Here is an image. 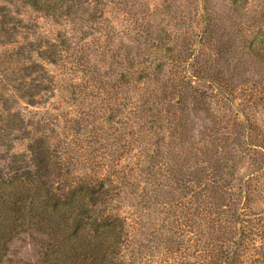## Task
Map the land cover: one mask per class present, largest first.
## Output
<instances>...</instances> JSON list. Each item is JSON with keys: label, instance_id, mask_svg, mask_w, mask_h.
Segmentation results:
<instances>
[{"label": "trees", "instance_id": "obj_1", "mask_svg": "<svg viewBox=\"0 0 264 264\" xmlns=\"http://www.w3.org/2000/svg\"><path fill=\"white\" fill-rule=\"evenodd\" d=\"M17 2L85 30L0 62L29 71L16 86L0 74V264L263 263L264 0H165L160 23L128 0H0L3 47ZM97 35L102 47L82 44ZM49 66L89 80L61 86L79 118L16 108L60 88ZM23 236L36 261L12 249Z\"/></svg>", "mask_w": 264, "mask_h": 264}, {"label": "rangeland", "instance_id": "obj_2", "mask_svg": "<svg viewBox=\"0 0 264 264\" xmlns=\"http://www.w3.org/2000/svg\"><path fill=\"white\" fill-rule=\"evenodd\" d=\"M130 2H133L132 4L136 7V11H141L143 14L139 16L141 21L143 22H153L156 20L158 23H160V12L165 7L164 1L165 0H128ZM10 10L13 12V15L15 18L20 19L16 20L15 26L18 28L19 33L15 35L13 38L16 41L13 46L11 47H3L0 44V62L6 60L5 54L11 50V49H17L20 46L24 45V47H27V42L29 41H40V42H46L47 40L53 41V40H59L61 36H69L72 37L74 42H78L80 38H82V30H85V26H81V24L76 23H70L64 18H55V17H48L44 14L36 11L34 8L22 4L20 2H17L15 5H9L6 4ZM116 13L117 16L120 17V22L123 24V19H127L128 17L123 15V13H120L116 10H113V13ZM145 13V14H144ZM144 16V17H143ZM188 25V22L185 23V27ZM190 25V24H189ZM97 37H101L100 35L94 36V37H87L86 41H81L82 44H88L90 45V48L92 49H98L99 47H102L105 42V38L101 39H95ZM111 39V38H110ZM112 40L115 42L114 44H117L119 42V39L112 38ZM97 41V42H96ZM119 44V43H118ZM117 44V45H118ZM108 59L107 56H103V60ZM105 66V65H103ZM18 67H21L20 65ZM15 67L16 69L18 68ZM50 70L54 72V75L58 77L57 84L60 88H57L56 92L53 95H49L48 98L45 100L44 105H37L35 107L27 106L26 100H21L19 103H17L16 108L21 110L23 114L29 115L28 112H37V111H44L45 109L51 110L52 116L57 117L59 119V122L61 124L65 123V120H69V118L72 117H80L81 111L79 107L76 105H73V101L69 100V94L68 92L63 91V88L68 86L71 81L67 82L68 78H74L73 83L80 84V86H87V83H90L87 78L85 80H82L83 76L78 72L75 75L67 76L64 75V70L61 67L57 66H49ZM106 68V67H105ZM22 70V69H21ZM25 73H29V71H20L17 74L14 75V77H11L9 73H6L2 71L1 75H6L9 78H13V80L10 82L11 85H17L19 84V81L16 79H20ZM103 72H100L102 75ZM100 74H95L96 78H100ZM80 79L78 80V78ZM16 80V81H15ZM15 81V82H14ZM97 81V80H96ZM98 82V81H97ZM93 84V83H92ZM61 86L63 88H61ZM89 93V92H88ZM85 91V94H88ZM51 96V97H50ZM86 96V95H85ZM50 97V98H49ZM88 96H86L87 98ZM89 100V99H88ZM92 101V100H91ZM72 102V103H70ZM90 103V101H88ZM70 103V104H69ZM258 111L261 114L260 119L264 120V105L260 104L258 105ZM53 110V111H52ZM264 124V121H263ZM117 126V125H116ZM119 127V126H118ZM117 139L119 138L118 134L114 135ZM16 137H19V140L15 142V150L11 153H17L22 152L25 148L26 141L23 140V135L21 133H16ZM126 137V136H125ZM21 138V139H20ZM62 139V138H61ZM54 144L58 142V140L52 141ZM116 150H119L118 146L116 147ZM6 162H8L6 160ZM5 162H1V165L4 166ZM261 196L264 198V194H261ZM255 209L259 211H264V202L259 201V203L256 205ZM160 224V223H159ZM155 225L148 224L143 230H145L147 233H151L154 231ZM146 233V235H148ZM149 236L146 237V239ZM144 239V236H143ZM144 239L145 243H147L151 249L156 246L154 243H150ZM151 240L155 239L152 238ZM259 244H257L258 246ZM12 249L14 252H16L17 258L27 260V261H36L38 257V247L33 244V242L23 236L22 240L15 241L12 245ZM154 250V249H153ZM154 255L156 254V251H153ZM256 254V253H255ZM257 258H260V255L258 253L255 255ZM16 258V257H15ZM261 264H264L261 263Z\"/></svg>", "mask_w": 264, "mask_h": 264}]
</instances>
